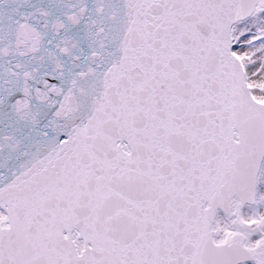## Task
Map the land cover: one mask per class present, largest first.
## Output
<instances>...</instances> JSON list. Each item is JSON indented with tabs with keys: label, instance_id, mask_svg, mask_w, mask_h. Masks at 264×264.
Instances as JSON below:
<instances>
[{
	"label": "snow or ice",
	"instance_id": "obj_1",
	"mask_svg": "<svg viewBox=\"0 0 264 264\" xmlns=\"http://www.w3.org/2000/svg\"><path fill=\"white\" fill-rule=\"evenodd\" d=\"M0 264H264V0H0Z\"/></svg>",
	"mask_w": 264,
	"mask_h": 264
}]
</instances>
